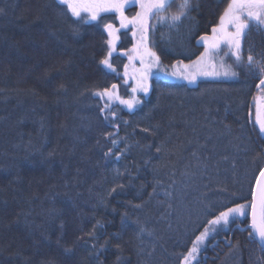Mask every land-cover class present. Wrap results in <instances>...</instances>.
<instances>
[{
    "label": "trees",
    "instance_id": "trees-1",
    "mask_svg": "<svg viewBox=\"0 0 264 264\" xmlns=\"http://www.w3.org/2000/svg\"><path fill=\"white\" fill-rule=\"evenodd\" d=\"M180 3L175 0L162 15L176 14ZM191 6L196 24L191 36L187 21L178 32L157 24L151 33L152 48L167 70L177 61L196 59L203 51L196 38L223 8L216 0H191ZM0 8V264H115L117 243L124 246L123 264H180L203 230L197 226L212 218L205 216V205L223 210L224 203L250 199L252 178L264 166V159L254 162L257 153L264 155V138L252 114L261 93L255 87L258 78L243 68L235 69L236 78L202 79L195 85L153 76L148 95H141L133 110L113 102L116 116L110 119L118 127L113 126L103 119L102 101L92 92L116 83L130 98L133 81L123 83L125 56L115 58L119 78L105 75L98 64L107 38L103 29L86 25L74 35L71 19L58 16L55 0H0ZM41 12L44 19L36 21ZM133 42L130 33L122 36L118 52ZM249 47L257 58L264 55V33L249 34L245 57ZM68 60L72 63L65 64ZM60 84L67 91L58 92ZM29 88L38 95L17 92ZM143 128L155 134L143 133ZM108 132L127 137L131 145L119 160L104 157L112 147L102 136ZM165 140L172 151L156 153L155 145ZM148 144L150 150L142 147ZM125 168L134 177L131 183L126 175L116 176V170ZM116 183L125 188L109 197ZM225 187L227 192L220 191ZM104 197L107 207L101 204ZM129 201L142 207L132 208ZM53 208L61 210L57 219L49 215ZM21 212L27 214L31 233L24 216L17 217ZM124 212L129 216L122 225ZM137 219L147 229L139 238ZM94 226L95 239L85 235ZM231 228L206 242L200 264H264L258 242L249 241L236 225ZM118 231L119 240L112 235ZM108 239L111 244L104 249H93ZM237 240L239 256L229 251V241Z\"/></svg>",
    "mask_w": 264,
    "mask_h": 264
},
{
    "label": "snow or ice",
    "instance_id": "snow-or-ice-1",
    "mask_svg": "<svg viewBox=\"0 0 264 264\" xmlns=\"http://www.w3.org/2000/svg\"><path fill=\"white\" fill-rule=\"evenodd\" d=\"M55 2L60 9L58 16L64 20L71 19L70 28L74 35H80L81 28L86 25L102 28L103 32L106 33L107 38L104 41L103 55L98 60V64L107 70L105 75L115 74L118 78L121 77L120 72H118L115 66V58L119 55L126 56L128 59V64L123 65L122 78L124 85H128L129 79L133 81L132 85H128L133 94L130 98L125 99L118 94V85L116 83H112L110 87H104L92 92L94 97H98L102 101L99 111L103 115V119L110 125H113L110 117L116 116V112L113 110V102L118 101L120 105L126 106L128 110H133L136 105L141 103V100L137 99L135 94L140 92L147 95L149 92L148 80L150 76L155 74L153 69L156 71L163 70L167 74L166 66L162 65L161 57L149 46L150 33L156 30L157 24L161 26L166 25L170 31L175 30L178 32L181 27L185 26V22L187 21L189 22L187 26L189 35L191 36L196 31L195 18L191 15L193 11L191 0H181V3L177 5V13L170 16L162 15V13L167 12L169 8L173 7L175 0H55ZM216 3L218 7L219 5H223L216 22H209L210 28L206 29L196 38V46L202 47L203 51L199 53L195 60H192L188 64H185L183 61H177L170 65L169 67L173 70L170 74L187 80L189 83H195L197 77H210L213 79L236 78L239 73L235 69L243 68L248 74L258 78V83L255 84V87L261 93H264V55L257 58L253 54L251 47L247 49V56L245 57L244 55V44L249 34L253 30L258 33H264V0H216ZM131 7H138L139 10L133 15L126 14V9ZM3 14L4 9L0 8V15ZM35 19L36 21L43 20V13L37 14ZM154 20L156 24L152 23ZM129 33L134 41L132 47L127 50L121 47L118 52V44L121 42L122 36L127 37ZM12 46L18 48L19 42H14ZM135 61H139V68L135 67ZM228 61H231V63ZM64 63L71 64L72 61L68 60L64 61ZM129 65H132L134 69L131 75L128 70ZM57 90L58 92L67 91V85L60 84ZM17 92L30 93L33 96L38 95L36 90L31 88L18 89ZM258 99L264 101V95H261ZM56 103H59V100ZM124 123L127 124V121H124ZM255 125H258L260 138H264V104H257ZM60 126L63 127L64 125L61 124ZM41 127L43 128V123H41ZM225 128L229 132L231 131L229 125H225ZM141 131L152 135L155 134L150 128H143ZM102 136L105 139H110L112 145L104 153L105 158L115 156L119 160L131 148V145L127 143V137L118 138L116 133L113 132L102 133ZM96 143L99 145L100 140L98 139ZM120 143H124L123 149L119 147ZM142 147L150 150L153 145L148 144ZM155 151L158 154L164 155L171 152L172 149L168 148L167 141L165 140L155 145ZM53 155L54 152L48 153L49 157ZM256 159H264V155L257 153L256 157H254V162ZM150 162L151 158L143 161L144 165H149ZM125 175L131 183L134 177L127 168H125L123 173L116 170L117 178ZM159 183L157 181V184ZM142 187L143 185H141ZM124 188V184L116 183L108 190V196L110 197L112 194L117 193L118 190L123 191ZM155 191L154 186L153 192L149 193V196L151 197ZM220 191L227 192L228 189L225 187L220 189ZM166 195L170 194L166 193ZM232 195L236 196L235 193ZM238 199H243L244 202L233 200L231 202L232 206H227L224 203L222 204L223 210H217L213 204L205 205V216H211L212 218L197 226L198 229L203 227V230L199 231L198 235H195V238L191 241V247L183 254L180 264H194V262L195 264H200L198 256L204 247H206V242L214 240L216 235H219L226 229L232 231V225H236L242 232L246 231L249 241L253 243L258 242L261 252H264V166L257 167L252 178L250 199L246 197H239ZM101 204L107 207V197L101 199ZM128 204L136 209L142 207L141 204H132L131 201ZM60 211L53 208L49 211V215L53 219H57ZM112 211L115 212L116 209L113 208ZM21 215L24 216L25 226L31 233L32 226L27 221V214L21 212L17 214V217L19 218ZM128 216V212L121 214L122 225ZM17 222H19V219ZM135 223L138 226L136 236L139 238L147 229L140 224L139 219ZM244 223L247 224V227L240 228L239 226ZM59 226L63 228L62 221ZM97 226H102L100 221H97ZM95 227L93 231H89L85 235L95 239ZM148 234L151 235V232H148ZM41 235L43 236L44 233H41ZM112 235L119 240L122 232L118 231ZM34 243L38 242L34 241ZM109 244H111V239L105 240L104 244L101 245L93 244L92 247L93 249L99 247L102 250ZM114 247L118 253L115 264H123V244L117 243ZM67 251H71V249ZM229 251L239 256L241 252L240 241L237 240L235 243L229 241Z\"/></svg>",
    "mask_w": 264,
    "mask_h": 264
},
{
    "label": "rangeland",
    "instance_id": "rangeland-1",
    "mask_svg": "<svg viewBox=\"0 0 264 264\" xmlns=\"http://www.w3.org/2000/svg\"><path fill=\"white\" fill-rule=\"evenodd\" d=\"M139 9H138V7H131V8H129V12L130 13H128L127 11H128V9H126V14H128V15H133L136 11H138ZM150 36H151V33H150ZM149 46L152 48V44H151V38H150V43H149ZM124 49V48H123ZM125 50H127V49H125ZM152 50H153V48H152ZM154 51V50H153ZM126 57V56H125ZM127 58V57H126ZM195 60V59H194ZM192 60H187V61H183L185 64H188V63H190ZM135 63V67L136 68H139V61H135L134 62ZM176 63V62H175ZM127 64H128V59H127ZM129 73H130V75L133 73V71H134V69H133V66L132 65H129ZM153 71H154V75H152V76H150L149 77V80H148V84H149V89H150V85H151V83H150V81H151V78L153 77V76H158V77H161L162 79H166V80H169V81H174V82H182V83H187L188 85H195V84H197V82L199 81V80H202V79H213V78H210V77H197V80H196V82L195 83H189L187 80H184V79H180V78H177L176 76H173V75H171L170 73L173 71L171 68L170 69H168L167 70V74H166V72L165 71H156L155 69H153ZM128 81H132L131 79H129ZM149 93V92H148ZM118 94L122 97V98H125V99H128L127 97H125V96H123L122 94H121V90H120V87H119V85H118ZM133 95V94H132ZM136 95V98L137 99H140L141 98V95H144L143 93H140V92H138V93H136L135 94ZM148 95V94H147ZM147 95H145V96H147ZM261 95H264V93H260V94H258L257 96H256V98H255V102H254V104H253V107H252V114H253V116H254V119L256 120V115H257V104L258 103H260V104H264V101H261V100H259L258 98L261 96ZM136 107V106H135ZM134 107V108H135Z\"/></svg>",
    "mask_w": 264,
    "mask_h": 264
}]
</instances>
